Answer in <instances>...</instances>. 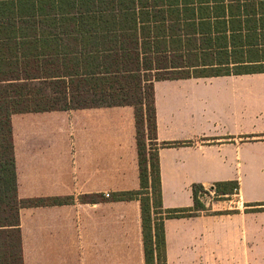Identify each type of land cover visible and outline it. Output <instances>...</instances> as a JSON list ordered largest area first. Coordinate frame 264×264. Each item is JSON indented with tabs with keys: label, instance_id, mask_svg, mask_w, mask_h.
I'll list each match as a JSON object with an SVG mask.
<instances>
[{
	"label": "crops",
	"instance_id": "obj_1",
	"mask_svg": "<svg viewBox=\"0 0 264 264\" xmlns=\"http://www.w3.org/2000/svg\"><path fill=\"white\" fill-rule=\"evenodd\" d=\"M27 48L55 60L33 84L89 72L82 56L131 55L141 86L158 66L203 74L152 80L162 205L192 206L194 184L234 180L238 206L166 218L167 264H264V210H245L264 202V71L246 69L264 65V0H0V56ZM98 82L73 86H109ZM12 124L19 197H74L21 207L24 264H146L140 200L105 195L140 187L134 105L15 112Z\"/></svg>",
	"mask_w": 264,
	"mask_h": 264
},
{
	"label": "trees",
	"instance_id": "obj_2",
	"mask_svg": "<svg viewBox=\"0 0 264 264\" xmlns=\"http://www.w3.org/2000/svg\"><path fill=\"white\" fill-rule=\"evenodd\" d=\"M35 45V44H29ZM15 48L19 44H14ZM8 57L0 56V264H24L22 251V236L20 229V209L24 206L41 204H61L74 201L73 196L48 198H21L18 193V176L15 157L12 114L15 112L83 107L88 105L133 104L135 107L136 135L138 146V161L140 170V187L138 189L120 190L111 194L114 200L139 199L142 210V231L146 264H167L166 233L164 221L171 217H185L197 214L204 208L198 200V189H204L203 184H194V205L179 208H163L161 169L158 155L157 119L154 97L153 79L182 78L204 76L191 74L190 69H182L181 74L172 70H164L158 66L157 72L145 76L147 83L141 86V74H134V58L127 55L124 58H77L76 65L88 68L89 72L72 70V73L46 74L58 77L56 80L33 84L27 80L42 77L40 65L50 66L55 60L40 58V53L27 48L21 54L9 53ZM65 64L66 60H60ZM20 66H23L24 72ZM103 66V67H101ZM138 67V65H137ZM105 69L107 72L123 71L120 75L95 78L97 73ZM137 69V68H136ZM252 71H264V65L246 67ZM83 73H92L90 76ZM73 75L70 81L63 76ZM89 77V78H86ZM107 81L109 86H73L82 82L99 83ZM119 86H110L113 84ZM70 86H67V85ZM148 140L149 143H148ZM186 142H163L164 146L180 145ZM155 145L154 148H151ZM150 146V147H149ZM216 195L230 197L239 188L238 181H220L213 183ZM99 194H83L82 201L94 202ZM102 198V197H101ZM264 202L245 203L246 211L264 210ZM235 210L217 211L215 213L235 212Z\"/></svg>",
	"mask_w": 264,
	"mask_h": 264
},
{
	"label": "rangeland",
	"instance_id": "obj_3",
	"mask_svg": "<svg viewBox=\"0 0 264 264\" xmlns=\"http://www.w3.org/2000/svg\"><path fill=\"white\" fill-rule=\"evenodd\" d=\"M150 140H148L149 143ZM152 145L151 148H154ZM150 147V146H149ZM198 189V200L204 205V208L197 211V214H210L217 211H228L237 209L238 202L232 197H219L216 195L215 189L212 186H206L204 189Z\"/></svg>",
	"mask_w": 264,
	"mask_h": 264
},
{
	"label": "built area",
	"instance_id": "obj_4",
	"mask_svg": "<svg viewBox=\"0 0 264 264\" xmlns=\"http://www.w3.org/2000/svg\"><path fill=\"white\" fill-rule=\"evenodd\" d=\"M105 195H106V197H110L111 193L110 192H106Z\"/></svg>",
	"mask_w": 264,
	"mask_h": 264
}]
</instances>
